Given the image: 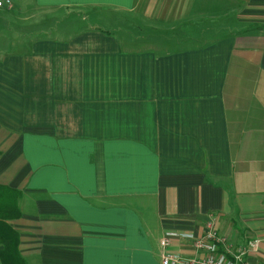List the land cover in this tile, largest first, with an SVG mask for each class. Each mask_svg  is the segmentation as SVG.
Instances as JSON below:
<instances>
[{
    "label": "crops",
    "instance_id": "1",
    "mask_svg": "<svg viewBox=\"0 0 264 264\" xmlns=\"http://www.w3.org/2000/svg\"><path fill=\"white\" fill-rule=\"evenodd\" d=\"M11 1L0 185L22 192L27 264H162L211 215L264 264V0ZM232 14L247 27L213 23ZM169 25L199 31L142 35Z\"/></svg>",
    "mask_w": 264,
    "mask_h": 264
},
{
    "label": "built area",
    "instance_id": "2",
    "mask_svg": "<svg viewBox=\"0 0 264 264\" xmlns=\"http://www.w3.org/2000/svg\"><path fill=\"white\" fill-rule=\"evenodd\" d=\"M11 0H0V7L10 5ZM183 239H189L195 254L184 256L181 253L170 251L171 237H163L161 240L162 264H249L248 254L256 250L259 240L253 239L245 246L233 249L228 238L223 235L218 227L217 219L211 215L206 221L204 231L201 235L194 236L192 233H181Z\"/></svg>",
    "mask_w": 264,
    "mask_h": 264
},
{
    "label": "trees",
    "instance_id": "3",
    "mask_svg": "<svg viewBox=\"0 0 264 264\" xmlns=\"http://www.w3.org/2000/svg\"><path fill=\"white\" fill-rule=\"evenodd\" d=\"M22 192L9 186L0 185V261L2 264H27L21 253L20 232L11 221L21 217L19 200Z\"/></svg>",
    "mask_w": 264,
    "mask_h": 264
},
{
    "label": "rangeland",
    "instance_id": "4",
    "mask_svg": "<svg viewBox=\"0 0 264 264\" xmlns=\"http://www.w3.org/2000/svg\"><path fill=\"white\" fill-rule=\"evenodd\" d=\"M220 18H221L220 20H223V22L222 21L220 22V20L217 19V17H215V19L213 20V23L216 24L217 26L220 25L222 27H225L226 30H224L223 32H229L230 30L231 31H237L239 29L242 30L245 27H247V26H244L242 24H235L236 21H235V15L234 14H232L231 16L229 15L225 18H223V17H220ZM204 24H205V22H200L198 24H194L193 26L202 27V26H204ZM104 25H106V24H104ZM155 31H157V32H152V31H148V30L144 29V31L142 32L143 33L142 35L146 36V35L160 34V35L166 36L167 38H170V39L174 38L177 41H181L182 39H185L186 37H191V36L195 35V33H197L199 30L191 29V28L189 29L186 26L184 28L183 25L178 26V29L176 30V27L172 28V25H169L168 27H165L164 31H159V29L155 30ZM66 32H69V30ZM117 32L119 33L120 37H122L123 32L121 30L117 31ZM133 33H134V35H133ZM137 33L138 32H136V30H135V31H132L131 34L133 36H136ZM167 44L170 47L165 45L166 47H164V49L171 50V46L174 44L173 43L172 44L167 43ZM87 129H88V131H91V133L94 132L97 134H106L107 132L108 133H111V132L116 133L118 131V129L120 130L121 128H107V129L106 128H87Z\"/></svg>",
    "mask_w": 264,
    "mask_h": 264
}]
</instances>
